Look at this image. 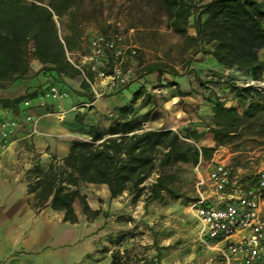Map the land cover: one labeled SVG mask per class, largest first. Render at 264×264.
Listing matches in <instances>:
<instances>
[{
	"label": "trees",
	"instance_id": "16d2710c",
	"mask_svg": "<svg viewBox=\"0 0 264 264\" xmlns=\"http://www.w3.org/2000/svg\"><path fill=\"white\" fill-rule=\"evenodd\" d=\"M160 1L167 24L183 38L186 48H190V56L197 52L208 53L220 64L246 69L251 79L258 80L264 75V56L259 54V49L264 47V0ZM72 2L0 0V86L29 72L31 50L41 69L55 68L78 74L65 56V49L72 44L67 35H60L57 24L65 11H70ZM196 11L192 35L187 32V25ZM189 62L190 57L185 65ZM155 69L150 65L143 74ZM168 72L177 74L173 68ZM212 81L229 84L237 101L244 106L241 113L214 97L215 126L210 130L217 133L216 142L220 143L223 135L229 134L241 118L253 117L264 109V95L254 86H238L231 78ZM82 82L83 87H88ZM140 91L141 87L134 96L139 97ZM34 96L35 92L31 91L13 98L0 97V107L15 112L18 103ZM174 97L177 112L167 117L162 127L175 128L187 121L180 107L181 96ZM130 109L123 106L111 113L105 129L101 121L90 124L86 137L74 138L65 156L52 161L47 170L39 171L40 178L28 186V192H36L35 207L50 205L63 209V219L73 222L77 220L72 205L76 198L84 214L96 217L100 209H92L86 196L80 193L78 186L82 182L106 184L110 197L126 191L132 201L142 198L149 202L161 199L165 193L169 197L185 194L180 176L165 168L178 161L196 163L207 159L215 147L197 145L204 131L195 128H186L184 133L175 129L146 128L137 110ZM75 119L80 122L81 113H76ZM152 176L153 180L147 182ZM122 257L114 250L108 264H125Z\"/></svg>",
	"mask_w": 264,
	"mask_h": 264
},
{
	"label": "rangeland",
	"instance_id": "374dc122",
	"mask_svg": "<svg viewBox=\"0 0 264 264\" xmlns=\"http://www.w3.org/2000/svg\"><path fill=\"white\" fill-rule=\"evenodd\" d=\"M197 14L196 11L189 17L187 25V32L192 35ZM57 24L60 35L68 36L72 44L68 49L74 53L84 52L88 38L96 32L122 34L125 41L136 48V55L130 62L134 75L125 88L133 82H142L147 88L142 92L137 108L140 119L145 122L144 127L164 126L166 118L177 112V101L173 103L170 98L180 95V107L187 121L174 129L181 133L186 128L204 131L196 141L199 146L206 145L209 139L214 141L213 153L207 159H200L198 166V162L178 161L165 168L180 176L183 196L169 197L165 193L161 199L149 202L142 198L132 201L131 195L124 191L114 197H99L98 204L102 209L95 218L101 234L99 256L103 260L117 250L126 260L125 264H227L213 247L200 240L193 205L197 196L195 185L200 177L206 180L208 166L214 161L228 164L237 179L253 176L264 168V109L253 117L241 118L229 134L223 135L222 142H216L217 133L210 130L215 126L214 97L241 113L244 106L237 101L229 84L212 79L231 78L238 86H254L264 95V75L254 80L244 68L215 61L207 62V70L196 72L190 67L193 58L190 48H186L183 38L167 24L160 0H73L70 11L67 9ZM259 54L264 56V47L259 49ZM30 61L38 64L32 50ZM150 65L157 68L153 70L155 72L161 70L158 77L152 71L143 74ZM172 68L177 72L175 75L179 77L182 90L167 88V78L172 74L168 71ZM4 86H0V91ZM100 121L105 129L108 117L103 116ZM151 180L153 176L147 182ZM75 205L78 207L80 203L77 201ZM91 222L88 219L84 223L92 228Z\"/></svg>",
	"mask_w": 264,
	"mask_h": 264
},
{
	"label": "crops",
	"instance_id": "0c3cea01",
	"mask_svg": "<svg viewBox=\"0 0 264 264\" xmlns=\"http://www.w3.org/2000/svg\"><path fill=\"white\" fill-rule=\"evenodd\" d=\"M212 61L218 63L211 54L197 52L190 67L196 72L205 71L207 62ZM37 63L29 61V72L7 83L0 91V97L8 98L34 91V97L25 98L30 104L28 108L22 101L12 112L29 113L36 118V122H27L17 130L0 158V239L8 251L17 252L15 264H97L100 261L108 264L111 254L103 260L99 256L101 234L97 229V216L91 218L84 214L81 205L76 207L78 199L75 198L72 205L77 220H64L63 209L50 205L35 207L36 192H28V186L40 178L39 171L47 170L52 161L67 154L74 138L86 137L90 124L100 122L103 116L108 117L123 106L137 110L146 84L133 82L117 93L93 98L77 73L41 69V64ZM155 73L158 77L159 72ZM167 79L172 83L167 88L182 90L178 75L171 74ZM51 84L57 85L64 95L47 96L46 87ZM139 87V97H135L134 92ZM170 99L173 103L176 101L174 95ZM76 113L82 115L80 122L75 119ZM213 143L209 139L205 146H213ZM78 189L86 196L89 206L100 211L98 198L110 196L104 183L82 182ZM88 219L93 221L92 228L84 223Z\"/></svg>",
	"mask_w": 264,
	"mask_h": 264
},
{
	"label": "built area",
	"instance_id": "2783aa9c",
	"mask_svg": "<svg viewBox=\"0 0 264 264\" xmlns=\"http://www.w3.org/2000/svg\"><path fill=\"white\" fill-rule=\"evenodd\" d=\"M135 55V46L120 33L92 34L82 53L65 49L66 59L87 83L93 98L115 93L130 83L134 75L130 62ZM45 94L52 98L64 95L55 84ZM23 104L30 106L27 99ZM30 121L36 122V118L29 113L19 115L0 108V158L17 130ZM195 186L193 205L201 242L213 247L227 264H264V168L237 179L228 164L214 161L208 166L206 180L200 177Z\"/></svg>",
	"mask_w": 264,
	"mask_h": 264
},
{
	"label": "water",
	"instance_id": "95a60500",
	"mask_svg": "<svg viewBox=\"0 0 264 264\" xmlns=\"http://www.w3.org/2000/svg\"><path fill=\"white\" fill-rule=\"evenodd\" d=\"M145 125V122H143ZM159 129H174L170 127H159ZM18 254L15 251H8L5 247L3 240L0 239V264H15L14 260Z\"/></svg>",
	"mask_w": 264,
	"mask_h": 264
}]
</instances>
